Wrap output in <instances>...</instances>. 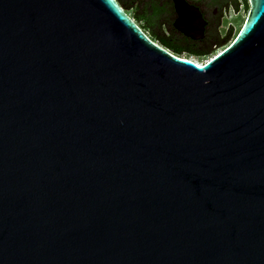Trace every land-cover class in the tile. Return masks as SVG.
<instances>
[{"label":"water","instance_id":"1","mask_svg":"<svg viewBox=\"0 0 264 264\" xmlns=\"http://www.w3.org/2000/svg\"><path fill=\"white\" fill-rule=\"evenodd\" d=\"M250 2L197 64L117 0H0V264H264Z\"/></svg>","mask_w":264,"mask_h":264},{"label":"flooded vegetation","instance_id":"2","mask_svg":"<svg viewBox=\"0 0 264 264\" xmlns=\"http://www.w3.org/2000/svg\"><path fill=\"white\" fill-rule=\"evenodd\" d=\"M117 1L152 39L177 53L199 56L214 53L225 41L222 27H231L241 8H249L248 0H179L196 16L190 24L178 21L176 0H130L131 13L122 0ZM138 6L142 9L139 13Z\"/></svg>","mask_w":264,"mask_h":264},{"label":"rangeland","instance_id":"3","mask_svg":"<svg viewBox=\"0 0 264 264\" xmlns=\"http://www.w3.org/2000/svg\"><path fill=\"white\" fill-rule=\"evenodd\" d=\"M123 5L126 9V11L130 12V0H122ZM121 2V3H122ZM120 3V2H119ZM248 4H249V8L243 9L241 8L240 13L237 15V17H235L234 19V23L231 27L224 25L222 27V37L225 38V41L222 43V45L211 55H206V56H199V55H189V54H182L183 56L190 58L191 60L199 63V64H203L205 63L207 60H209L211 57H213L214 55H216L219 51H221L227 44H229V42L237 35V33L239 32L240 28L242 27L243 23L245 22L248 12L251 9V2L250 0H248ZM142 9L139 8L138 6V13L141 12ZM231 28V29H230ZM150 35V34H149ZM156 42H159L157 39H153ZM160 43V42H159Z\"/></svg>","mask_w":264,"mask_h":264},{"label":"trees","instance_id":"4","mask_svg":"<svg viewBox=\"0 0 264 264\" xmlns=\"http://www.w3.org/2000/svg\"><path fill=\"white\" fill-rule=\"evenodd\" d=\"M174 52L177 53V51H175V50H174ZM178 54H180V53H178Z\"/></svg>","mask_w":264,"mask_h":264},{"label":"bare ground","instance_id":"5","mask_svg":"<svg viewBox=\"0 0 264 264\" xmlns=\"http://www.w3.org/2000/svg\"><path fill=\"white\" fill-rule=\"evenodd\" d=\"M195 62V61H194ZM197 63V62H196ZM197 64H199V63H197Z\"/></svg>","mask_w":264,"mask_h":264}]
</instances>
